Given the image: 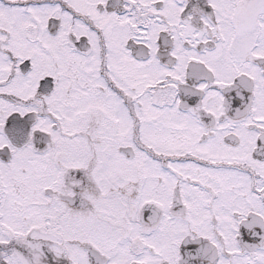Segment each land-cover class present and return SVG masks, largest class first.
<instances>
[{"label":"snow or ice","instance_id":"snow-or-ice-1","mask_svg":"<svg viewBox=\"0 0 264 264\" xmlns=\"http://www.w3.org/2000/svg\"><path fill=\"white\" fill-rule=\"evenodd\" d=\"M0 264H264V0H0Z\"/></svg>","mask_w":264,"mask_h":264}]
</instances>
